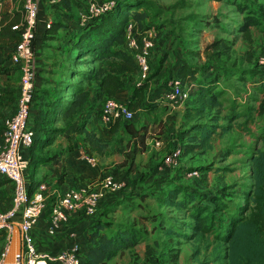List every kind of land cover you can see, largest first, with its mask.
Segmentation results:
<instances>
[{
	"label": "trees",
	"instance_id": "obj_1",
	"mask_svg": "<svg viewBox=\"0 0 264 264\" xmlns=\"http://www.w3.org/2000/svg\"><path fill=\"white\" fill-rule=\"evenodd\" d=\"M3 1L0 0V5L4 3ZM238 4L240 9L244 7L241 3ZM159 12L152 0H115L114 7L102 15L89 18L84 23L76 19L77 30L70 36L71 45L67 48V51L74 52L71 64L61 72L54 88L39 90L46 103L44 116L37 127L30 125L32 116H29V126L35 131L34 141L28 150V167L33 166L31 177L28 176L30 194L38 185L34 179L35 169L49 164L54 158L41 157L39 151L43 145L50 144L56 135L67 131L69 127L73 128L79 146L87 157L92 158L90 155L95 152L102 154L109 148L110 143L104 141L95 128H88L87 123L93 113L101 116L106 99L114 98L119 90L127 87L130 89V97L126 105L133 111L134 116L130 120L117 119L110 125L109 131L115 134L122 129L127 138V150L123 153L122 165L126 166L127 172L134 167L135 158L145 150L149 137L147 127L138 126L135 117H138L140 111L156 110L159 103L153 96L150 99L148 97L150 81L157 73L148 75L141 82L131 83L128 80L129 75L138 72V67L132 56L123 49L125 27L127 23L133 22V31H143L152 24L151 18ZM192 18L193 23L199 21L198 16L193 15ZM20 21V11L14 15L8 13L0 15V75L7 77L2 87L0 86V103L2 100L17 99L20 72L15 66L6 65V62L9 59V52L20 39V32L12 30L11 26ZM259 22L254 15L246 14L235 29L243 33L247 39H251L250 27L258 25ZM59 27L61 23H54L52 29ZM223 42L225 41L214 42L209 48L225 49V45L221 44ZM211 56L218 59L221 56L222 59L223 52L222 54L214 52ZM157 71L159 68L155 72ZM217 71V68H214L211 74L202 73L200 67L185 62L174 76L184 82L192 81L194 86L192 94L195 96V102L186 109L184 116L187 125L180 132L182 138H186L182 145L185 153L194 150L205 153L212 148L214 137L229 129V126L218 124L221 119L218 116L220 97L224 94V88L219 87L221 77L231 74L239 79L243 77L242 80L247 81L249 77L252 78L259 73V70L253 69L226 68L222 74ZM75 77L78 78L77 81L74 80ZM254 87L257 91L264 92V76L258 79ZM35 97L36 92L33 101ZM261 99L259 114L264 118V95ZM241 115L244 114H235L232 108L223 117L226 120H234ZM59 122L63 125L55 126ZM3 127L0 124L2 132ZM219 129L222 132H219ZM256 137L258 140H264V122ZM249 157L251 183L247 189L235 192L237 198H246L248 203L229 205V202L218 193L206 194L170 179L161 181L162 183L156 184L158 187L155 186L150 191H140V196L142 199L158 197L165 206L183 211V219L177 220L180 226H175L162 212L147 209L139 200L138 202L116 200V205L140 209L143 207L144 210L139 212L138 216L142 221L151 224L150 229L147 230L145 225L137 226L134 223L127 224L107 219L106 215L116 209V205L109 204L103 212L88 218L90 225L87 229L86 247L81 254V264H108L114 257L146 241L148 233L173 234L186 240H200L202 237L212 235L217 242L224 244L225 250L222 254L217 247L213 248L211 260L208 262L264 264V150H255ZM210 169L212 168L203 166L202 171ZM148 175L144 174L138 178L139 182L146 180ZM2 182L8 180L0 179V183ZM7 191H10V195ZM11 206V189H0V212H6ZM183 230H189L191 233ZM6 234L5 229H0V248ZM169 257L176 258L177 255L170 253ZM208 262L204 263L210 264Z\"/></svg>",
	"mask_w": 264,
	"mask_h": 264
},
{
	"label": "rangeland",
	"instance_id": "obj_2",
	"mask_svg": "<svg viewBox=\"0 0 264 264\" xmlns=\"http://www.w3.org/2000/svg\"><path fill=\"white\" fill-rule=\"evenodd\" d=\"M152 1L160 12L151 18L152 24L149 26L153 27L155 31L149 75L159 74L160 71H163L160 76L161 80L157 79L160 82L167 81L170 70L176 69L177 66L185 62L200 67L202 73L207 74H211L214 68H217V72L220 74L226 68L241 70H260L262 68L259 62L261 58H264V0ZM238 3L244 7L240 9ZM46 6L47 10L51 7L48 4ZM10 7L12 10H21L23 0H8V3L0 5V12L8 10ZM48 14L51 19L59 20L53 9L49 10ZM246 14H252L260 21L258 25L250 27L251 39H247L243 33L235 29V26L238 22L243 21ZM193 15L198 16L199 21L193 23ZM71 20L76 21L74 15ZM68 23H70L69 20ZM52 27L53 25L50 34H62L64 38L65 34L69 35L66 31H64L65 33L60 30L56 31ZM70 28L68 25L65 27L69 31ZM50 38H56V36L52 35ZM220 40L225 41L221 43L225 45V49L209 48L211 44L220 42ZM46 44V49H50L52 52L63 48V45H56L58 43ZM214 52H220V54L223 52L222 59L221 56L219 59L215 56L212 57ZM51 54L52 61L54 59L62 61L61 66L53 65V71L59 74L64 70L65 64L67 62L70 64L71 60H67L65 57L62 59L56 53ZM157 68L159 71L155 72ZM258 75L249 77L247 81H243V77L239 79L231 74L221 77L219 87L224 88V94L220 97L221 106L218 109V116L221 119L218 124L229 126V129L215 136L212 148L205 153L199 150L185 153L182 146L186 142V138H182L180 134V131L187 125L184 113L195 102L194 94L176 107L161 106L151 112H139L138 117H135V122L138 126L147 127L149 137L145 151L136 156L134 167L129 172H127L126 166L121 165L122 154L126 149L125 135L119 132L113 134L108 141L109 148L105 152L102 154L95 152L90 156L96 159L97 167L102 170L97 181H100L104 175H110L117 181L124 180L126 184L120 191L109 192L108 200L104 199V195L96 216L104 211L109 201L114 206L116 200H135V202L139 200L147 209L162 212L173 221L175 226H180L177 220L183 219V211L165 206L158 197L142 199L140 196V191H150L155 186L158 187L157 183L166 180V177L160 176L159 166L163 156L176 146H179L182 152L180 165L169 168L166 174L167 180H174L185 186L198 184L197 190L206 194L218 193L226 202H229V205L248 203L246 198H237L235 192L247 189L251 183L249 154L255 150H264V140H258L256 137L264 122L263 116L259 114V105L264 92L257 91L252 85ZM52 78L58 80L59 76L52 75ZM74 80L77 81L78 78L75 77ZM154 82L151 80V84ZM35 102L34 99L35 106L40 105L38 101ZM100 108L101 105H99ZM232 108L235 114L244 115L234 120H226L223 116ZM0 112V124L4 125L8 115H4L3 111ZM33 115L34 113L31 114V116ZM98 117L101 119L100 115ZM32 120L33 117H31ZM62 125L63 123L59 122L55 126L61 127ZM218 131L222 132L221 129ZM157 141L162 142V146H157ZM203 166L212 169L208 173H203ZM194 170L196 174H190ZM32 172L33 166H29L26 172L27 176L31 177ZM144 174L149 175L146 180L139 182L138 178ZM0 184V189H10L9 183L2 182ZM7 193L10 195V191ZM115 207V210L106 215L107 219L127 224L134 223L137 226L145 225L147 230L150 229L151 224L148 221H142L138 216L139 212L144 210L142 206H140L141 209L134 206L129 208L128 205L127 207L120 205ZM186 231L191 233L189 230H183V232ZM3 247L4 242L0 252ZM215 247L219 249V252L224 253V244L217 242L212 235L202 237L200 240H186L173 234L148 233L145 242L139 244L135 249L127 250L115 257L110 264H200L201 262L206 264L211 260L210 257ZM170 253L176 254L177 257L171 259ZM219 264H223V262Z\"/></svg>",
	"mask_w": 264,
	"mask_h": 264
},
{
	"label": "built area",
	"instance_id": "obj_3",
	"mask_svg": "<svg viewBox=\"0 0 264 264\" xmlns=\"http://www.w3.org/2000/svg\"><path fill=\"white\" fill-rule=\"evenodd\" d=\"M41 0H23V15L19 23L11 26L20 32V39L9 52V62L20 72L19 90L13 113L4 121L2 143L0 144V179L11 183L12 206L6 212H0V229L7 234L3 250L0 252V264L4 258L11 239L14 224L19 228L20 250L15 254L13 264H81V255L77 244L60 252L39 251L35 241V229L42 212H46L48 226L46 234L53 237L57 228L65 223L71 212H78L92 218L106 192H117L124 188L126 182L117 181L110 175H104L96 184L91 182L82 186H72L52 198L45 195V184L37 185L29 193L30 180L26 174L28 150L35 138V131L29 126L32 101L35 93L36 66L33 42L37 29V18ZM115 0H88L80 13L78 21L84 23L89 18L102 15L111 10ZM133 22L125 27L123 49L129 53L138 67V82L145 80L150 71L151 49L153 48L154 28L133 31ZM46 28L50 23L45 24ZM264 66V58L260 59ZM1 77V75H0ZM168 90L161 101L170 107H176L188 99L194 86L178 77L169 79ZM101 119L110 124L117 119L130 120L134 114L126 103L116 99H106L101 110ZM160 142H156L159 145ZM181 148L174 147L163 158L167 166L173 165L181 157ZM89 163L96 164L94 158L86 157ZM190 174H196L192 171ZM16 220V221H14Z\"/></svg>",
	"mask_w": 264,
	"mask_h": 264
},
{
	"label": "crops",
	"instance_id": "obj_4",
	"mask_svg": "<svg viewBox=\"0 0 264 264\" xmlns=\"http://www.w3.org/2000/svg\"><path fill=\"white\" fill-rule=\"evenodd\" d=\"M87 1L88 0H41L40 1L38 18H37V29L35 33V39L33 42V48H34V54H35V66H36V79H35L36 99L35 101L36 102L38 101L40 105L39 106H35V104L32 105V113H34V115L32 116L33 117L32 121L30 117V125L32 127H37L39 122L42 121V118L44 116V104L46 102H45L44 96L39 93V90L42 88H50V87L54 88L56 86L57 80L53 79L52 75L59 76L61 74V73L58 74V72L56 73L53 71V65L61 66L62 61L58 59H54V61H52L50 59V53H52L51 55L56 53V55H59V57H61L62 59H64L63 57H65V59L67 60L72 59V57L74 56V52L67 51V48L70 47L71 45L70 36L73 33H75L77 30L76 21L71 20L72 15H74L75 20L79 19L80 13L84 9V6L87 3ZM3 2L8 3V0H4ZM77 2L79 4H77ZM47 4L48 6L49 5L51 6L49 7L50 11H52V9L56 11V14L58 15L59 20L56 21L54 19H51L50 15L48 14L49 10L46 9ZM18 11H20V15L22 19V15H23L22 9L12 10V7H10L6 11H1L0 15L2 13H8L10 15H14ZM68 20L70 23H68ZM54 22L61 23V27L55 28L54 30L56 31L60 30L62 32L66 31L69 35L65 34V38H64L62 34H55V33L50 34L49 30H51L50 28ZM47 23H50L49 28L45 27V24ZM67 25L69 28L72 27L70 28L71 29L70 31L65 29ZM52 35H55L56 38H50ZM46 43H58L56 45H63V48H60L59 51L53 50L54 52H52V50L46 49L45 47V45H47ZM70 64H71V61H70ZM70 64L69 62H67L65 65L68 66ZM6 65L14 66L13 64L9 62V60L6 62ZM66 66H64L63 69H65ZM180 66H177L176 69L172 68V70H170V73H168V80L163 83L160 82L161 80L160 76L162 75L163 71L162 72L160 71L159 74L155 75L151 79L152 81H155V82L154 84H151V81H150L148 97L150 99V97L153 96L154 99L159 103L157 109L161 106H169L161 101V96L166 90H168L167 82L172 77L174 78ZM52 73H56V74H52ZM258 74L259 75L257 76V79L252 82L253 86L257 85L258 79L261 76H264V66H262ZM169 75L171 76L169 77ZM6 78L7 77L5 75H1L0 77L1 87H2V84L5 82ZM157 79H160V80H157ZM128 80L131 83L138 81V74L135 73V74L129 75ZM185 82L193 85L192 81H185ZM129 97H130L129 87L123 90H119L114 96V98L124 103H127L129 101ZM15 106H16L15 100L14 101L2 100V103H0V111H3L2 113L4 115L10 116L13 113ZM98 116H99L98 114L93 113L87 123V127L95 128L98 134L103 138V140L108 142L110 140V137L113 135L110 133L109 128H110V125L113 124L114 122L107 124L103 122L102 119H100V117ZM0 118H1V115H0ZM118 132L123 134L122 129H119ZM126 142H127V138H126ZM1 143H2V130H0V144ZM157 146L159 147L162 146V142H160V144ZM126 150L127 148L124 149V152ZM169 152H167L166 154H168ZM38 154L41 157H45V158L54 157L53 160L49 162V164L38 166L34 172V179L37 180L38 185L40 183L45 184L46 186L45 195L46 197H48V199L54 197L55 195L61 193L62 191H64L65 189L69 187L82 186V185L87 184L86 182L88 181L90 182L92 181L96 183L99 176L101 175L100 172L102 170L99 167H97V162L95 165H92L86 159L87 156L83 153V150L79 146L77 137L73 133L72 127H69L67 131H63L60 134L56 135L54 137V140L50 144L48 143L47 145H43L42 149L39 151ZM180 159L181 157H179L175 161V163L170 166L165 165L162 159L161 165L159 166V169L161 172L160 176L166 177V180H167L168 178L166 174L168 173L169 168L179 166ZM94 160L96 161L95 158ZM123 160H124V157H123ZM122 162H121V165H122ZM203 173H208V171H204ZM7 183L10 184V189H11V183L10 182H7ZM190 187L197 189L199 186L197 184L196 186L190 185ZM109 198L110 196L108 192L105 194L104 199L108 200ZM110 203H111L110 201L107 202L108 205ZM89 225H90L89 219L86 216L78 212H71L68 215L67 221L61 224L57 228L56 233L53 237H50L46 234V228L48 226L46 212H42V214L40 215L37 227L35 229V241H36L37 248L39 251H47V252L55 253V252H60L62 250H66L73 244H77L80 255H81L84 248L86 247L87 229L89 228ZM110 262L108 264H110ZM51 264H58V263L52 262Z\"/></svg>",
	"mask_w": 264,
	"mask_h": 264
},
{
	"label": "water",
	"instance_id": "obj_5",
	"mask_svg": "<svg viewBox=\"0 0 264 264\" xmlns=\"http://www.w3.org/2000/svg\"><path fill=\"white\" fill-rule=\"evenodd\" d=\"M19 250H20L19 228L16 224H14L12 232H11L10 243L7 248V252H6L3 264H13L15 254L18 253Z\"/></svg>",
	"mask_w": 264,
	"mask_h": 264
}]
</instances>
